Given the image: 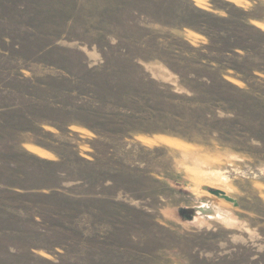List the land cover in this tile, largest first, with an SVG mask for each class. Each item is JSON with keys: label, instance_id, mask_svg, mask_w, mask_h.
Returning a JSON list of instances; mask_svg holds the SVG:
<instances>
[{"label": "rangeland", "instance_id": "obj_1", "mask_svg": "<svg viewBox=\"0 0 264 264\" xmlns=\"http://www.w3.org/2000/svg\"><path fill=\"white\" fill-rule=\"evenodd\" d=\"M0 264H264V0H0Z\"/></svg>", "mask_w": 264, "mask_h": 264}, {"label": "bare ground", "instance_id": "obj_2", "mask_svg": "<svg viewBox=\"0 0 264 264\" xmlns=\"http://www.w3.org/2000/svg\"><path fill=\"white\" fill-rule=\"evenodd\" d=\"M38 153H41V154H43L44 152L43 151H41V150H39V149H37L36 150ZM220 190H222V189H220ZM227 197V196H226Z\"/></svg>", "mask_w": 264, "mask_h": 264}]
</instances>
